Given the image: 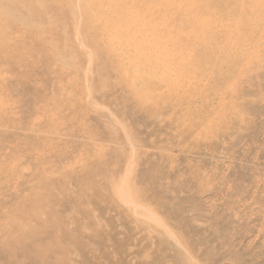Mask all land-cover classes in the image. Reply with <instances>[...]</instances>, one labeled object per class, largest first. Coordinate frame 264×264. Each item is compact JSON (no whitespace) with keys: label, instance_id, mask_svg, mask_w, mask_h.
<instances>
[{"label":"rangeland","instance_id":"rangeland-1","mask_svg":"<svg viewBox=\"0 0 264 264\" xmlns=\"http://www.w3.org/2000/svg\"><path fill=\"white\" fill-rule=\"evenodd\" d=\"M0 264H264V0H0Z\"/></svg>","mask_w":264,"mask_h":264},{"label":"bare ground","instance_id":"bare-ground-1","mask_svg":"<svg viewBox=\"0 0 264 264\" xmlns=\"http://www.w3.org/2000/svg\"><path fill=\"white\" fill-rule=\"evenodd\" d=\"M95 6V5H94Z\"/></svg>","mask_w":264,"mask_h":264}]
</instances>
